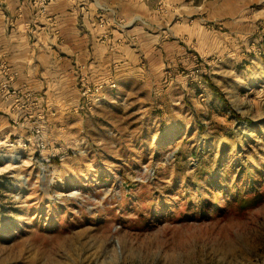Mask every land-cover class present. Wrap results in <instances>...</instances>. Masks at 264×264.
Here are the masks:
<instances>
[{
	"label": "rangeland",
	"instance_id": "obj_1",
	"mask_svg": "<svg viewBox=\"0 0 264 264\" xmlns=\"http://www.w3.org/2000/svg\"><path fill=\"white\" fill-rule=\"evenodd\" d=\"M163 2L141 71L0 122V264H264V0Z\"/></svg>",
	"mask_w": 264,
	"mask_h": 264
},
{
	"label": "crops",
	"instance_id": "obj_2",
	"mask_svg": "<svg viewBox=\"0 0 264 264\" xmlns=\"http://www.w3.org/2000/svg\"><path fill=\"white\" fill-rule=\"evenodd\" d=\"M163 3L0 0V122L43 131L53 111L70 110L84 99L85 87L120 84L141 71L147 37L153 52L160 37L169 36V24L156 17ZM184 28L176 36H194L181 23Z\"/></svg>",
	"mask_w": 264,
	"mask_h": 264
},
{
	"label": "built area",
	"instance_id": "obj_3",
	"mask_svg": "<svg viewBox=\"0 0 264 264\" xmlns=\"http://www.w3.org/2000/svg\"><path fill=\"white\" fill-rule=\"evenodd\" d=\"M44 10V9H43ZM112 86H116L114 83H112ZM91 91V89L88 87H85L84 90H83V95H87L89 92ZM34 132L36 133V135H39L41 132H42V129L40 126L36 125L35 128H34ZM40 147L43 148L44 147V144L43 142H41L40 144Z\"/></svg>",
	"mask_w": 264,
	"mask_h": 264
},
{
	"label": "trees",
	"instance_id": "obj_4",
	"mask_svg": "<svg viewBox=\"0 0 264 264\" xmlns=\"http://www.w3.org/2000/svg\"><path fill=\"white\" fill-rule=\"evenodd\" d=\"M215 89V88H214ZM216 90V89H215Z\"/></svg>",
	"mask_w": 264,
	"mask_h": 264
}]
</instances>
